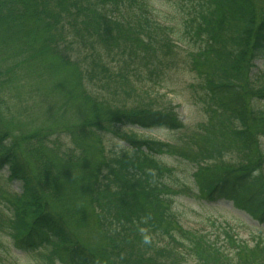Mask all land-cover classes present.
<instances>
[{
  "label": "trees",
  "instance_id": "16d2710c",
  "mask_svg": "<svg viewBox=\"0 0 264 264\" xmlns=\"http://www.w3.org/2000/svg\"><path fill=\"white\" fill-rule=\"evenodd\" d=\"M258 1L164 0L162 13L153 0H0V264H264V230L242 262L249 244L228 224L210 222L233 252L179 210L232 201L264 223ZM179 84L201 113L194 131L138 135L186 128L152 96ZM17 102L19 116L30 104L77 115L15 134Z\"/></svg>",
  "mask_w": 264,
  "mask_h": 264
},
{
  "label": "rangeland",
  "instance_id": "374dc122",
  "mask_svg": "<svg viewBox=\"0 0 264 264\" xmlns=\"http://www.w3.org/2000/svg\"><path fill=\"white\" fill-rule=\"evenodd\" d=\"M157 8L160 9L162 13H168L171 12V8L167 7V3H164V0H153ZM264 9V4L261 2V0L258 1V11L261 13ZM257 69L264 70V59L258 60L256 62ZM255 71V70H254ZM178 77V76H177ZM184 79L182 77L178 81L181 83ZM184 84H179L177 86V92H171L167 90L165 87H160L157 89H154V92L152 94L153 98L155 99V102L157 104L159 103H165L168 104L171 103L172 106L175 108V111L178 113L179 117L186 122L188 125L185 129H182L180 132H174L171 133L170 131L162 128H155V129H147L143 130L140 129L136 133L142 137H149L154 139H161V140H173L174 137H180L184 136V138L188 137L190 133H192L195 129V124L198 120L201 119L200 111L199 109L191 105L187 102L186 96L187 92L183 88ZM18 93L21 92V90H17ZM179 94V95H177ZM19 96L24 98V93H20ZM21 102L13 103L14 111L15 113H9L6 111V115L9 119L10 125L17 128L18 132L15 134L20 133L21 131H27L29 132L31 129L36 128L41 125L49 124V125H55V124H63L68 122L70 119L75 118L77 115V111L70 112H63L61 109H57V107L52 106H37L34 104H30V115H22L19 116V112H23L24 105L20 104ZM32 108V109H31ZM73 114V115H72ZM74 116V117H73ZM260 146L264 147V142L259 141ZM259 145L255 148V152L258 153ZM264 150V149H263ZM20 154L22 153V150H18ZM254 152V153H255ZM30 162V160H27ZM31 164V169H34L33 163ZM261 186H264V178L262 177V183ZM15 188L19 189V184H15ZM44 198L48 199L49 202H51L57 211L61 212V209L57 207V203L54 202V200L47 195L46 193H43ZM179 210H181L183 214V223L184 226L190 227V228H196L197 230L203 232L207 237L211 238L214 241H217L218 244L224 245L226 244L227 249L229 252H233V250H236L237 245L232 244L229 241L225 240V237L223 236V232H219L217 228L210 225L211 220H216L217 222H224L225 224H228L230 227V233H232L238 241L244 242L249 244L246 248L244 246L240 248H244L243 251H240V254L242 255V262L244 261V257L246 259H250L253 256L257 255V252L252 251V254H249L250 248H252V242H253V236L257 235L259 231L264 230V223L260 224L258 221H255L252 219L251 215L237 207L236 204H234L232 201H219L216 203H205L203 206H199L197 202H194L190 199H184L180 202ZM61 215L64 216V214L61 212ZM68 221V220H67ZM69 225V221L66 222ZM239 248V249H240ZM247 252V253H245ZM21 260L25 262V264H37V262L29 261L26 257H22ZM189 264H199L194 257L189 259Z\"/></svg>",
  "mask_w": 264,
  "mask_h": 264
}]
</instances>
